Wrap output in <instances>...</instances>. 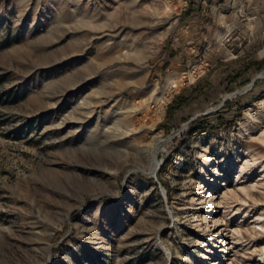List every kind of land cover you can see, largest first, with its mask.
Masks as SVG:
<instances>
[{"label": "rangeland", "instance_id": "rangeland-1", "mask_svg": "<svg viewBox=\"0 0 264 264\" xmlns=\"http://www.w3.org/2000/svg\"><path fill=\"white\" fill-rule=\"evenodd\" d=\"M0 264H264V0H0Z\"/></svg>", "mask_w": 264, "mask_h": 264}, {"label": "trees", "instance_id": "trees-1", "mask_svg": "<svg viewBox=\"0 0 264 264\" xmlns=\"http://www.w3.org/2000/svg\"><path fill=\"white\" fill-rule=\"evenodd\" d=\"M247 68H249V67L247 66L245 69H247ZM177 105H178L177 107L180 108V107L184 106V102H182V100H181L180 102H178ZM207 129H208V127L206 125H204L201 120H195L189 126L190 133L204 132V131H207Z\"/></svg>", "mask_w": 264, "mask_h": 264}, {"label": "bare ground", "instance_id": "bare-ground-1", "mask_svg": "<svg viewBox=\"0 0 264 264\" xmlns=\"http://www.w3.org/2000/svg\"><path fill=\"white\" fill-rule=\"evenodd\" d=\"M164 5H165V4H164ZM153 155H154V154H153ZM149 167H150V168H149V172H148V174H153V173L155 172V170L157 169V167H158V163L156 162L155 156L153 157V159H152V163L150 164ZM139 170L145 172L144 169H139Z\"/></svg>", "mask_w": 264, "mask_h": 264}]
</instances>
